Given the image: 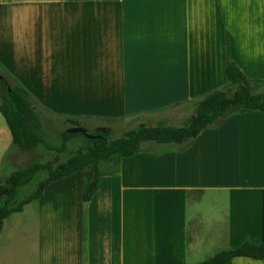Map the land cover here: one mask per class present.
Segmentation results:
<instances>
[{
  "label": "crops",
  "instance_id": "1",
  "mask_svg": "<svg viewBox=\"0 0 264 264\" xmlns=\"http://www.w3.org/2000/svg\"><path fill=\"white\" fill-rule=\"evenodd\" d=\"M229 61L264 80V0H0V79L12 73L25 88L26 77L27 87L65 90L67 99L73 90L86 106L74 114L103 116L99 97L115 75L105 114L152 112L139 118L146 123L192 112L226 83ZM143 149L101 176L89 202L80 171L49 184L34 210L48 217L34 234L37 256L20 248L1 264H191L211 247L264 242V112L235 111L185 145Z\"/></svg>",
  "mask_w": 264,
  "mask_h": 264
},
{
  "label": "trees",
  "instance_id": "2",
  "mask_svg": "<svg viewBox=\"0 0 264 264\" xmlns=\"http://www.w3.org/2000/svg\"><path fill=\"white\" fill-rule=\"evenodd\" d=\"M225 75L226 83L220 89L198 97L194 101L193 113L180 126L168 125L165 121L158 120L154 125L140 124L120 138H111L110 129L89 133L81 126L80 121H65L72 127L83 128L93 137L88 138L82 133H69L65 130L58 145L48 142L39 113L36 112L28 92L20 85L10 84L4 77L0 79V115L10 133L13 146L21 151H29L41 145L45 150L54 151L56 154L73 147L68 152L69 157L63 162L34 160L25 168L11 172L0 181V231L4 219L9 215L21 211L26 204L39 199L49 184L76 171L82 174V199L86 203L92 198L99 178L118 173L124 159L144 151L143 142L154 141L164 146H182L202 130L217 124L229 113L243 109L264 112V92L260 91L264 89V80L247 78L233 61L226 63ZM151 113H135L129 122L140 120L143 115L150 116ZM42 173L43 176L35 189L25 198L18 199L20 189ZM234 257L263 259L264 242H244L236 248L226 247L191 264H225Z\"/></svg>",
  "mask_w": 264,
  "mask_h": 264
},
{
  "label": "rangeland",
  "instance_id": "3",
  "mask_svg": "<svg viewBox=\"0 0 264 264\" xmlns=\"http://www.w3.org/2000/svg\"><path fill=\"white\" fill-rule=\"evenodd\" d=\"M16 63L17 65L21 64L17 60H16ZM19 67L23 70L26 68V67L22 68L21 65ZM23 75L26 76V73H24ZM73 75H76V73ZM5 77L7 78L10 84H15V82L13 81L15 80L16 77H14L12 73H7ZM67 77H68L67 73L62 74L61 80L65 82H69L70 79H68ZM20 80H21V83L25 86L24 89L28 92L29 98L32 101V103L34 105H36L35 103H37V105L35 106L36 111L40 114L42 129L44 132H46L48 142L51 144H55V145H58L60 143L61 134L65 131L67 126L69 129L73 128L69 124L66 126L64 125V121L66 120L67 121L69 120L80 121L82 127L89 133H96V132L104 131L106 129H110L112 131L111 138H120L127 131L137 127L140 124L154 125L159 118L166 117L164 120L166 121L167 124L172 125V126H180L182 125L183 121L187 117H189L191 113H193V108L191 112L192 106H189L188 107L189 109H187V107H183L180 109H175L173 113H170L171 117H167V116L163 117L162 115L161 116L155 115V117L150 118V121L146 122V124L143 123L144 120H135L134 122H129L128 118H122L123 116L118 117V114L116 115V117L115 116L113 117L110 113L105 114L104 112L105 107L103 104L104 101L113 100V96H111L112 94L109 93V91L111 89H115V86L120 87V78H118L115 75V81H110L108 83V86H112V88L104 90L105 94H104L103 99H102V95H100L99 97V99L102 101V104H101V109L99 108V106H97L98 111H100V113L98 114L104 113L103 116H99V115L98 116H90V115L84 116L83 114H77V113L76 115L73 113L74 109L78 108L80 111V110L86 109V106L83 105L82 100L80 98L76 99L75 95L72 96L73 90H68L69 98L67 99L65 95V90H60V89L55 90L54 88L53 89H45V88H34L33 89L30 87H27L28 83L26 81V77H25V80H22V79ZM73 80H76V79H73ZM53 81H56V79H54ZM71 83H72L71 84L72 86H69L68 88L78 89L75 91L82 92V90H79L82 88L74 87V85L77 84L76 82L71 81ZM78 85H80V83ZM97 87H101V84L97 83ZM221 87L222 86H219V89ZM68 91L66 90V92ZM260 91L264 92V89ZM96 92L101 93L100 88L96 89ZM43 95H46L48 99L46 100L47 103L43 102L44 100L42 97ZM86 102L87 101H85V103ZM92 107L93 109L96 108L95 105H93ZM175 112H180V114L181 112H184V113H182L180 117H177V115H174ZM94 114H97V113H94ZM1 126L3 127V133L0 131V181L8 177L11 172H14L18 169L25 168L34 160H40L41 162H46V161L63 162L69 157L68 152L73 149V147H69V150L65 152H61L60 154H56L54 151H47L43 148V146L39 145L33 150L21 151L14 146L9 147L10 134L4 123L2 116L0 115V129H1ZM151 143L157 144L154 141H145L143 142V148L146 145H150ZM160 146H164V145H160ZM78 175H79V180L81 182V172H79ZM42 176H43V173L38 174L37 176L34 177V179L31 182H29L26 186L22 187L19 191L18 199H23L30 192H32L35 189L38 181L40 180ZM76 176L77 175H75L73 178H75ZM37 205H38L37 200L29 204H26L23 207V209L25 210V213H24L25 215L13 213L6 220L3 221V230L0 235V264L4 260L14 259L16 257V252L20 248L30 257L35 258L37 256L40 242L36 240V237L38 236L34 234L37 233V230H40L39 227L45 224L44 220L48 218V217L45 218L43 214L40 217L37 212H34V210H39L38 208H36ZM52 209L54 208L52 207ZM204 210L206 211V209ZM26 215L27 216L29 215V216L27 217ZM52 219H54V216L51 215L49 220H52ZM22 225L31 227L30 232L27 234H19V236H15L12 233V230H13L12 228L20 227ZM219 250H220L219 247H211V249L203 252V254L196 256L194 262H198L199 260L205 259L213 255L215 252Z\"/></svg>",
  "mask_w": 264,
  "mask_h": 264
},
{
  "label": "water",
  "instance_id": "4",
  "mask_svg": "<svg viewBox=\"0 0 264 264\" xmlns=\"http://www.w3.org/2000/svg\"><path fill=\"white\" fill-rule=\"evenodd\" d=\"M68 132L69 133H82V134H84L85 136H87L88 138H92L93 136H91V135H88L86 132H85V130L83 129V128H81V127H73V128H70L69 130H68Z\"/></svg>",
  "mask_w": 264,
  "mask_h": 264
}]
</instances>
